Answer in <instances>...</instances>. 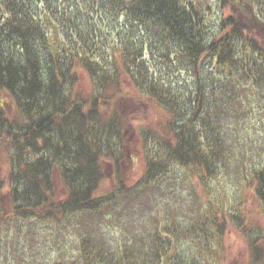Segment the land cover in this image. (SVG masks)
I'll use <instances>...</instances> for the list:
<instances>
[{"label":"trees","instance_id":"trees-1","mask_svg":"<svg viewBox=\"0 0 264 264\" xmlns=\"http://www.w3.org/2000/svg\"><path fill=\"white\" fill-rule=\"evenodd\" d=\"M147 107L158 129L140 133L143 175L128 186L116 171L104 191L106 164ZM251 129L264 136V0H0V143L11 152L0 231L26 221L41 264H192L171 251L178 230L202 248L229 224L248 233L242 202L225 193L217 203L212 191L253 187L264 216V143L248 140ZM183 187L186 219L105 249L108 234L147 212L149 193ZM31 225L43 231L35 245ZM70 230L76 245L58 249ZM250 243L251 264H264Z\"/></svg>","mask_w":264,"mask_h":264},{"label":"rangeland","instance_id":"rangeland-1","mask_svg":"<svg viewBox=\"0 0 264 264\" xmlns=\"http://www.w3.org/2000/svg\"><path fill=\"white\" fill-rule=\"evenodd\" d=\"M94 90V84L84 75L81 93L85 97H89ZM131 111L134 112L132 108ZM135 113L136 112H134L133 119L130 121L131 129L127 133L123 143V156L120 157L116 163L109 161L104 168V191L106 188H111L114 185L115 179L113 176L116 171L119 172L120 177L128 186L137 182L144 173L146 158L143 151L144 143L140 133L143 128L148 130L158 129V125L155 123L156 113L153 108H145V110L138 116L135 115ZM258 129L263 135V131L259 126L257 127V130ZM252 131V129L250 131L247 130V132L250 133L248 140L256 141L258 138H261L260 141H262L263 144L264 136L257 137L252 135ZM245 145L251 147L256 146L255 143H248ZM259 148L262 149L263 147ZM260 149L254 154L256 155L260 152ZM10 159L11 152L9 151L8 146L0 143V175L2 178H5L8 173ZM249 166L250 163H247L243 167H245V169H251L252 166ZM245 175H248V173H245ZM235 184L232 187L231 184H226L225 186L217 188L215 187L212 194L214 198H216V201L218 200V197L222 195H224L223 198H225L226 193L229 198L242 202L241 212L237 213L240 214L241 218H244L243 221L247 226L246 230L248 233L245 234L241 232L235 223L229 224L218 245L216 242H212L202 248L197 246L194 243V240L189 237V232L178 230L179 236L176 239H174L175 237L172 239L175 244L171 246V251H174L182 258L187 254L188 258L191 257L192 264L196 261L193 256L198 258L200 264H251V254L253 256L251 248L252 243H250L251 240L255 242L258 241V245H260L264 251V216L263 211H261L262 208L260 209L258 206L259 202L253 197V187H247L241 191L236 188ZM183 188L184 189H181L180 191L173 192V194L168 193L165 190L163 191L166 192V195H162L160 192H155L154 195L149 193L150 207L147 212L144 214L137 213L133 218H130L128 229L123 230L122 228L117 227L115 233L108 234L105 238V249L110 252L116 251L121 247L123 241L145 240L146 238H149L148 235L152 234L151 232H153V230L157 232L161 231L164 227L171 226L173 219L177 217L186 219L190 211L188 207L190 204L188 203L189 200H187V187ZM55 190L56 193L60 194L58 187H55ZM3 194H5V189L3 190ZM0 206L2 209L4 208L10 212V204L5 195L0 199ZM193 217L197 218L196 215ZM177 219L175 223L177 222ZM129 230L131 231L127 233ZM29 231L32 235V239L35 240V245L38 238L43 237L42 226L31 225L29 226ZM0 232L2 233L0 234V264H41L40 259L44 257V255L41 256L42 250H35L32 252L27 243L26 232H28V229L26 221H22V225H19L18 232L16 227L12 225V222L6 226L5 230ZM257 235L259 237H257ZM62 236H64V238L58 242V249L61 246H65L67 250L76 242V234L74 235L71 230L63 231L59 234V237ZM49 245H53L51 241H49ZM74 250L76 251V246L73 247V251ZM32 253H36V257L31 256ZM51 253L53 258L58 255L55 249H52ZM118 260H120V258H118Z\"/></svg>","mask_w":264,"mask_h":264}]
</instances>
